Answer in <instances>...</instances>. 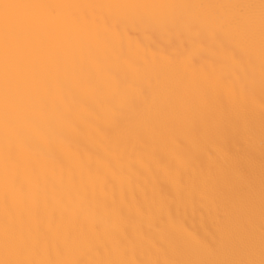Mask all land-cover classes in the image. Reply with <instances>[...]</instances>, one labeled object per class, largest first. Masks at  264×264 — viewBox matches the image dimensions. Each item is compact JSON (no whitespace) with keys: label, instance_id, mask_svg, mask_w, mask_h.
I'll return each mask as SVG.
<instances>
[{"label":"bare ground","instance_id":"obj_1","mask_svg":"<svg viewBox=\"0 0 264 264\" xmlns=\"http://www.w3.org/2000/svg\"><path fill=\"white\" fill-rule=\"evenodd\" d=\"M19 2L63 7L19 42L7 128L0 48V259L259 260L264 51L234 6L260 0Z\"/></svg>","mask_w":264,"mask_h":264},{"label":"snow or ice","instance_id":"obj_2","mask_svg":"<svg viewBox=\"0 0 264 264\" xmlns=\"http://www.w3.org/2000/svg\"><path fill=\"white\" fill-rule=\"evenodd\" d=\"M62 5L50 4H30L19 2V0H0V48H2L3 68H4V96H3V116L5 127L10 126L12 122V94L10 72L13 64H19L20 54L18 51L19 42L22 37L28 34L34 27L36 22V11L39 9L47 10L49 15H55L56 10ZM114 7H133V8H174L176 5H116ZM234 7L241 9H259L260 23V39L262 51H264V0H260L259 4H243ZM151 17H145L146 22L151 21ZM239 20L241 18H233ZM248 26L247 38L252 39V27L255 23V17L248 15L243 17ZM196 19L193 23H199ZM219 23V21H217ZM7 159L13 158V149L11 145L7 148ZM9 243L6 240V255L4 259H0V264H78V262L68 261H37L20 258H11L8 254ZM100 264H121L116 261H104ZM201 264H264V249L261 251V258L247 259L240 261H213L201 262Z\"/></svg>","mask_w":264,"mask_h":264}]
</instances>
